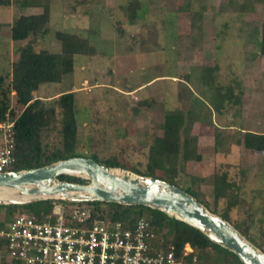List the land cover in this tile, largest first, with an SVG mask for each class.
<instances>
[{
    "label": "rangeland",
    "instance_id": "1",
    "mask_svg": "<svg viewBox=\"0 0 264 264\" xmlns=\"http://www.w3.org/2000/svg\"><path fill=\"white\" fill-rule=\"evenodd\" d=\"M146 1V16L131 24L123 9L128 0H101L77 8L74 0H51V32L38 42L37 50L58 53L57 31L87 29L94 31L89 36L97 54L76 56L73 73L60 83L42 85L35 97L51 101L74 92L79 151L95 154L101 164L107 159L119 161L135 174L134 170L148 171L149 148L164 133L166 112L183 110L191 135L198 137L202 159L179 163L183 171L178 185L199 193L210 212L225 216L233 226L250 224L263 242L264 153L242 145L240 131L264 134V56L258 43L264 0ZM42 12L43 8L17 4L0 6V75L11 73L19 60L17 49L24 44L10 39L15 20ZM208 67L215 72L213 78L204 79ZM238 83L241 104H226L216 112V88ZM14 94L8 98L19 114L22 107ZM221 174L239 186V196L235 189L227 198H215L214 179ZM40 208L44 209L36 204L24 212L37 216ZM9 217V210L0 207V230ZM197 253L206 258L203 264H225L222 255L211 249Z\"/></svg>",
    "mask_w": 264,
    "mask_h": 264
},
{
    "label": "trees",
    "instance_id": "2",
    "mask_svg": "<svg viewBox=\"0 0 264 264\" xmlns=\"http://www.w3.org/2000/svg\"><path fill=\"white\" fill-rule=\"evenodd\" d=\"M100 1L74 0L75 5L73 8L94 6ZM143 1L146 0H128L127 5L123 7L131 24L138 23L146 16V12H148L146 9L149 7ZM14 4L22 8H43V12L21 15L15 20L10 39L12 42L24 44H21L17 49L19 60L13 63L11 73L0 75V121L4 120L5 115L9 112L16 121V163L11 170L37 169L74 157L92 158L97 161L95 154L89 156L79 151L80 123L75 93H62L58 98L51 101L36 98L34 94L39 91L42 85L60 83L64 76L73 73L76 56H95L97 54V49L91 43L89 36L94 31L87 29L80 32L57 31L55 36L61 44L60 52L38 51V42L51 32V0H0V6L2 7H11ZM258 43L261 55L264 56V25ZM214 72L215 69L206 68L203 72V78L207 79L206 76L213 78ZM237 90L241 91L240 83L237 86L228 85L216 88L217 98H215L214 110L220 113L226 108V104L240 105L242 94L241 92L236 93ZM11 92L15 93L16 104L22 107L19 114L15 112L10 104L8 95ZM148 104L147 102H141L139 105L145 106ZM190 127L186 124V115L183 110L167 111L164 133L162 136L155 137L149 148L148 171L134 170V172L142 176L155 177L180 187L178 177L183 171V166H180L179 163L190 160L200 161L202 159L198 150V137L191 135ZM222 131L227 132L229 130L223 128ZM53 137L55 140H52ZM219 137V135L216 136L218 145ZM242 140L243 145L248 150L258 154L264 153V134L245 132ZM223 144L224 141L222 140ZM103 165L113 168H127L116 160H104ZM59 179L87 184L86 180L72 176H61ZM229 179L227 174L215 177L216 199L229 197V194L235 189H238L239 196V186L236 188L235 182ZM186 191L201 203L209 206L199 193L192 189ZM57 202L63 203L68 212L83 206L91 208L95 212H102L104 216H108L115 221L128 223H133L148 215L153 226L162 236L165 249L174 246L176 251L180 253L185 245L189 243L197 250L208 251L211 249L220 253L225 264H244L236 254L212 242L199 229L160 210L146 206H124L118 203L102 202L78 204L62 200H45L23 207L13 205L0 207L8 209L10 212L9 218H11L15 214L24 212V208H32L36 204H40L44 209L40 208L36 211V215L44 217L51 214L54 203ZM223 218L226 219L225 216ZM235 227L248 240L262 248L264 252V241L261 242L255 237L251 232L250 224H237ZM262 234L264 235V232ZM6 252V244L0 241V254L4 256ZM198 259L199 264H203L206 260L202 255H199ZM0 264H7L5 258L0 259Z\"/></svg>",
    "mask_w": 264,
    "mask_h": 264
},
{
    "label": "built area",
    "instance_id": "3",
    "mask_svg": "<svg viewBox=\"0 0 264 264\" xmlns=\"http://www.w3.org/2000/svg\"><path fill=\"white\" fill-rule=\"evenodd\" d=\"M15 119L0 121V174L16 163ZM7 264H199L197 249L187 243L178 253L164 248L152 221L143 216L128 223L102 212L54 203L44 217L22 212L0 230Z\"/></svg>",
    "mask_w": 264,
    "mask_h": 264
},
{
    "label": "water",
    "instance_id": "4",
    "mask_svg": "<svg viewBox=\"0 0 264 264\" xmlns=\"http://www.w3.org/2000/svg\"><path fill=\"white\" fill-rule=\"evenodd\" d=\"M61 176L81 178L87 184L62 181ZM45 200L150 207L199 229L244 264H264L262 250L186 190L155 177L105 166L92 158L74 157L37 169L0 174V206L23 207Z\"/></svg>",
    "mask_w": 264,
    "mask_h": 264
},
{
    "label": "crops",
    "instance_id": "5",
    "mask_svg": "<svg viewBox=\"0 0 264 264\" xmlns=\"http://www.w3.org/2000/svg\"><path fill=\"white\" fill-rule=\"evenodd\" d=\"M216 126H217V125H216ZM217 127H218V126H217ZM238 131H240V130H238ZM240 132L245 133L244 130H242V131H240ZM255 133H256V132H255ZM242 145H243V143H242Z\"/></svg>",
    "mask_w": 264,
    "mask_h": 264
},
{
    "label": "bare ground",
    "instance_id": "6",
    "mask_svg": "<svg viewBox=\"0 0 264 264\" xmlns=\"http://www.w3.org/2000/svg\"><path fill=\"white\" fill-rule=\"evenodd\" d=\"M116 172L120 173V171H117V170H116Z\"/></svg>",
    "mask_w": 264,
    "mask_h": 264
}]
</instances>
